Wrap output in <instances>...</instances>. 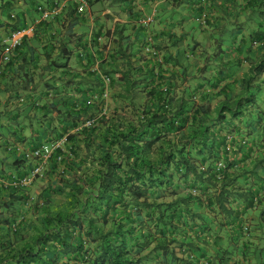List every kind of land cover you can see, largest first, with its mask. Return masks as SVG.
Returning a JSON list of instances; mask_svg holds the SVG:
<instances>
[{"label": "crops", "instance_id": "obj_1", "mask_svg": "<svg viewBox=\"0 0 264 264\" xmlns=\"http://www.w3.org/2000/svg\"><path fill=\"white\" fill-rule=\"evenodd\" d=\"M62 1L66 3L62 13L46 25L36 11L38 0H0V41L20 25L36 29L24 37L15 52L0 56V178L29 172L32 162L25 159L24 152L53 142L55 131L63 127L65 113H73L72 106L79 107L83 98L91 103L98 98L93 83L100 81L107 96L102 97L98 114L85 117L68 130L77 133L72 145L77 155L86 151L79 133L92 126L85 125V120L95 118V126L123 90V83L106 74L100 62L110 71L127 69L130 62L142 71L133 74L139 78H144L142 73L153 64L155 71L158 67L157 71L161 70L174 84L182 82L176 89L178 95L189 85L204 84L202 90H211L213 108L217 102L233 101L244 93L240 83L251 75V67L264 52L254 39L255 32H264V0H86L82 13L77 12L71 0ZM146 18L150 20L144 21ZM149 48L158 52L157 58L147 52ZM64 50L71 51V70L52 64L65 61ZM145 62H149L148 66ZM102 74L109 79L108 84L102 81ZM259 80L264 86V73ZM212 82L225 88L213 86ZM79 90L83 92L78 94ZM254 101L252 116L226 119L221 124L222 134L228 137L221 157L224 164L231 163L227 175L235 178L236 187L230 195V205L238 215L234 222L221 224V215L202 209V220L209 230L199 235L197 243L204 257L186 251L176 254L192 258L193 264H216L221 257L228 264H264V91L257 92ZM102 108L106 109L103 114ZM65 141L59 152L62 160L54 157L37 180L41 184L37 189L40 202L44 203L29 219L25 214L32 212L34 199L29 192L24 193V215L14 225L20 224L19 233L25 231L27 237L45 226L44 215L66 209V191H61L58 182L64 175L70 179L66 160L71 156V144ZM96 142L90 149L94 155L99 152ZM53 193L62 195L63 201L53 204ZM247 194L252 197L249 208L244 200ZM7 195L0 191V196ZM31 223L33 227L26 231ZM6 231V226H0V234ZM10 238L16 239L17 235ZM154 244L146 250H134V257H143L139 264H176L164 260L160 251H151ZM171 247L178 250L177 245ZM50 255L46 253V257ZM65 258L63 255L61 260Z\"/></svg>", "mask_w": 264, "mask_h": 264}, {"label": "trees", "instance_id": "obj_2", "mask_svg": "<svg viewBox=\"0 0 264 264\" xmlns=\"http://www.w3.org/2000/svg\"><path fill=\"white\" fill-rule=\"evenodd\" d=\"M38 1L37 13L39 4H52V0ZM61 13L41 21L47 25ZM35 30L33 27L34 33ZM254 39L264 51V32H255ZM70 52L63 51L65 61L61 65L52 64L71 70ZM145 63L148 66L149 62ZM99 66L112 79L121 81L123 90L109 112L98 117L95 126L81 129L79 136L86 148L81 155L72 148L77 133L68 130L85 117L98 114L104 100L100 81L93 83L98 93L94 103L83 98L79 107H71L73 113H65L62 129L55 131L54 141L65 136V142L71 144V156L66 160L70 179L64 175L58 181L61 191H66V209L44 215L45 226L28 238L25 231L19 233L20 224L14 225L24 215V189H0L8 194L0 196V226L7 228L5 234H0V264H139L143 257H134V250H146L154 243L151 251H160L164 260L193 264L191 257L189 260L176 254L186 251L204 257L197 243L199 235L209 230L202 220V209L221 215V224L236 220L238 213L230 205L235 178L227 175L231 163L222 161L228 137L222 134L221 124L226 119L252 116L254 96L264 91L263 81L259 80L264 73V52L251 67V75L240 83L244 93L233 101L217 102L213 108L211 90H202L204 84L189 85L178 95L176 89L182 82L174 84L161 70L157 71L158 67L155 71L153 64L142 73L144 78L133 75L142 71L130 62L122 70H106L101 62ZM219 84L211 85L225 88ZM94 140L97 155L90 150ZM60 148L52 152L48 163L54 157L62 160ZM217 162H223V167L217 169ZM244 200L249 208L252 197L247 194ZM41 204L34 203L30 210L36 214ZM31 227L32 223L26 231ZM11 235L17 238L11 240ZM47 252L50 257H46ZM63 255L65 260H61ZM223 263L228 261L221 257L216 264Z\"/></svg>", "mask_w": 264, "mask_h": 264}, {"label": "built area", "instance_id": "obj_3", "mask_svg": "<svg viewBox=\"0 0 264 264\" xmlns=\"http://www.w3.org/2000/svg\"><path fill=\"white\" fill-rule=\"evenodd\" d=\"M70 2L77 5V12L82 13L87 5L86 0H71ZM66 7V3H64L62 0H52V4L48 7L44 4H39L37 9L40 12V19H49L50 17L57 15L61 13V11ZM150 18L144 19V21H148ZM33 32V26H27L18 30H14L9 33L7 38L0 42V56H9L15 47L21 44L24 37H27L29 34ZM149 54L153 57L158 56V52L153 49L149 48L148 51ZM102 81L105 84L109 83V79L102 74L101 76ZM106 89L103 91L102 97H106ZM88 103L91 104V100L88 101ZM105 108H102L100 113L105 112ZM96 119L95 118H89L85 120L84 124L87 126H93L95 124ZM64 138H61L59 140L46 143L43 145H40L38 147H35L29 151L24 152V157L26 160H30L32 162V168L30 171L23 175V176H10L9 178H0V189H6V188H21L26 189L30 187L33 182L42 174L45 167L48 164V161L50 159V156L52 152L59 147H61L62 143L64 142ZM223 167V162H217L216 168L220 169ZM84 257H87L85 255ZM76 264H82L81 262Z\"/></svg>", "mask_w": 264, "mask_h": 264}, {"label": "rangeland", "instance_id": "obj_4", "mask_svg": "<svg viewBox=\"0 0 264 264\" xmlns=\"http://www.w3.org/2000/svg\"><path fill=\"white\" fill-rule=\"evenodd\" d=\"M232 32H233V30H232ZM229 42H230L229 41V38H227V43L229 44ZM38 178L33 182V184L30 187L24 189V192L25 193H28L29 192L31 195H33V199L34 200H32V202H33L32 205L34 203H37V202H38V204L41 203L40 202V198L41 197L39 196V194L37 192V189H40V186H41V184L39 183V181H37ZM53 194H56V193H53ZM51 199L53 200V202H52L53 204H56V203H59L60 201H63L62 195H60L59 193L56 194V195H54V196L51 195ZM27 206L29 207L30 205H27ZM25 215H26L25 217L28 218V219L31 218V217H34L33 212H31V211H30V213H26ZM37 215H39V213Z\"/></svg>", "mask_w": 264, "mask_h": 264}]
</instances>
